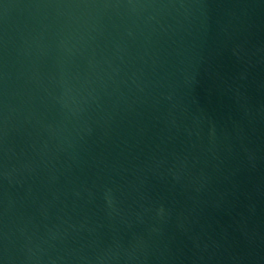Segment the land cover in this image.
Returning <instances> with one entry per match:
<instances>
[{
  "label": "water",
  "instance_id": "water-1",
  "mask_svg": "<svg viewBox=\"0 0 264 264\" xmlns=\"http://www.w3.org/2000/svg\"><path fill=\"white\" fill-rule=\"evenodd\" d=\"M0 264H264V0H0Z\"/></svg>",
  "mask_w": 264,
  "mask_h": 264
}]
</instances>
